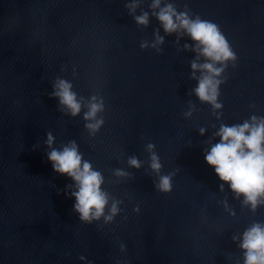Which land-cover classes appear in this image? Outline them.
I'll return each mask as SVG.
<instances>
[{
    "label": "water",
    "instance_id": "1",
    "mask_svg": "<svg viewBox=\"0 0 264 264\" xmlns=\"http://www.w3.org/2000/svg\"><path fill=\"white\" fill-rule=\"evenodd\" d=\"M152 3L0 0V264H244L239 244L253 224L264 226V203L245 206L204 154L221 125L264 118V0H161L216 24L234 53L217 64L218 110L193 91L191 63L204 57L182 31L165 34ZM142 13L147 26L135 22ZM157 33L160 50L142 49ZM57 79L72 85L79 115L51 98ZM92 97L103 102L95 134L85 127L95 121L84 120ZM49 132L53 147L75 142L102 174L104 216L118 202L111 222L80 220L73 181L47 160ZM164 175L169 192L157 188Z\"/></svg>",
    "mask_w": 264,
    "mask_h": 264
},
{
    "label": "clouds",
    "instance_id": "2",
    "mask_svg": "<svg viewBox=\"0 0 264 264\" xmlns=\"http://www.w3.org/2000/svg\"><path fill=\"white\" fill-rule=\"evenodd\" d=\"M130 14L135 12L138 3L127 5ZM153 15L160 22L167 35L183 32L195 43L193 49L205 59V63H191L192 79H197L194 94L202 103L211 104L214 110L222 108L217 103L219 86L223 83L218 79L224 71L228 61H234L235 55L231 51L225 37L221 34L216 24L201 20L199 17L191 19L187 12H177L172 4L161 7V0H153L151 5ZM158 10V11H157ZM135 22L140 26H147L148 14L142 13L134 16ZM164 43V38L158 33L155 42L149 45L141 43V48L152 47L159 51V46ZM188 45H185V49ZM200 72L199 78L195 73ZM51 98L56 99L61 110L66 109L67 114L75 117L81 112L82 104L72 91V85L63 79H57L53 85ZM88 111L84 114L85 121H95L85 124L86 129L95 134L103 124V120L96 119L99 112L103 111V102L92 97L87 105ZM192 115L191 111L185 113L186 117ZM219 119V117H217ZM204 129L200 135H204ZM219 142L214 143L204 154L205 163L214 169L216 176L222 183L230 186L236 197L244 198V205H250L254 211L264 203V118L253 116L241 125H221L215 134ZM54 137L47 134L46 145L50 149L46 153L48 162L52 165L57 175L67 176L75 185L71 195L75 199L74 211L79 214L82 222L91 223L104 216L108 205V194L103 192V176L99 171L92 169L90 162L85 161L75 142L63 146L61 149L53 147ZM154 145L149 144L147 150L152 153L150 157L151 169L159 174L162 167L159 157L153 152ZM130 167L139 169L140 162L136 157L128 160ZM117 176L125 175L121 170L116 171ZM157 188L161 192L171 190V176H160ZM118 202H113L110 215L104 216L105 222H111L118 213ZM235 239V238H234ZM239 247L244 253V264H264V226L253 224L242 236ZM83 259V257H81Z\"/></svg>",
    "mask_w": 264,
    "mask_h": 264
}]
</instances>
